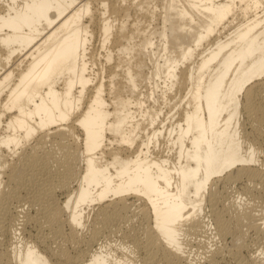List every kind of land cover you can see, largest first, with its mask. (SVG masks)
<instances>
[{"label":"bare ground","instance_id":"bare-ground-1","mask_svg":"<svg viewBox=\"0 0 264 264\" xmlns=\"http://www.w3.org/2000/svg\"><path fill=\"white\" fill-rule=\"evenodd\" d=\"M255 199L264 0H0V264H264Z\"/></svg>","mask_w":264,"mask_h":264},{"label":"rangeland","instance_id":"rangeland-1","mask_svg":"<svg viewBox=\"0 0 264 264\" xmlns=\"http://www.w3.org/2000/svg\"><path fill=\"white\" fill-rule=\"evenodd\" d=\"M132 12H133V11H132ZM132 12H131V16L129 17V18H130L129 20H131L132 17H134V15H132V14H134V12H133V13H132ZM143 19H144L143 23H144V22H149V21H150V19L147 18V17H145V18H143ZM146 19H147V20H146ZM153 20H155V19H153ZM153 20H152V21H153ZM156 22H157V21H154V24H156ZM151 23H153V22H151ZM145 25H148V24L146 23ZM96 42H97V40L95 41V44H96ZM239 186H240V187H239ZM239 186H236L237 188L235 187L234 190H239V189L242 187L241 185H239ZM240 190H241V189H240ZM60 197H61V195H60ZM246 197H247V196H245V197L243 196V197H242L243 200H244ZM253 198H254V197H253ZM256 199H257V198H256ZM256 199H255V200H256ZM10 200H11V201H10ZM10 200H9L8 203H7V207H8V205H9L8 208H9L10 212H11V209H13L14 211H16V210H18V209H23V211H24L26 214H33V213H34V211H32V210H35V209H33L34 207H33L32 205H30L29 203L27 204V202H24V201H21V202H20V199H15V200H14V199H10ZM245 200L247 201V200H248V197H247ZM260 200H261V199H260ZM260 200H259V199L256 200V202L258 203V205H259V204H262V203H263L262 205H264V201L261 200V202H260ZM14 201H15V202H14ZM18 201H19V202H18ZM225 202H226V203H225ZM19 203H22V204L19 205ZM23 203H24V205H23ZM224 203L227 204V201L225 200ZM10 204H11V206H10ZM12 205H13V206H12ZM18 205H19V207H18ZM21 205H22L24 208H23V207L21 208ZM262 205H261V206H262ZM10 207H11V208H10ZM13 207H14V208H13ZM32 207H33V208H32ZM28 208H29V209H28ZM25 210H26V211H25ZM28 211H29V212H28ZM25 213H24V214H25ZM20 215H22V214H20ZM90 217H91V216H90ZM124 222H125V221H124ZM124 222H123V220L121 221L122 224H123ZM131 222H132L131 225H132V227L135 229V231H136V232L138 231V232H137V233H139L138 236L141 235V234H140V231H141V230H138V228H137V227H140V222H139L137 219H136V220L134 219V220H132ZM133 222H135V223H133ZM126 223H127V225H126ZM126 223L123 224V227L129 226V225H128L129 222H126ZM138 223H139V224H138ZM28 225H29V226H28ZM28 225H26V227H24L25 229L21 230L22 237H25V236H26L25 238H27V236H28V238H29L30 236L33 237V235L37 233V232L35 231L36 228H35V226H34L33 223L28 224ZM30 225H32V227H30ZM124 225H125V226H124ZM136 226H137V227H136ZM141 226H142V224H141ZM34 229H35V230H34ZM24 230H25V231L27 230L28 233H27V231L25 232ZM34 231H35V233H34ZM30 232H31V233H30ZM33 233H34V234H33ZM24 234H26V235H24ZM140 237H141V236H140ZM192 237H193V238H192ZM197 237H198V238H197ZM6 238H7V239H6ZM114 238H115V239H114ZM114 238H112V241H110V243H112V242L114 243V242H115V244H119V245H120V243H119V241H118V240H119V237L116 236V237H114ZM4 239H5V240H4ZM4 239H3V241H5L6 244H9L10 239H8V237H5V236H4ZM113 239H114L115 241H114ZM188 239H189V240H192V241H189L190 244H191V245H190V246H191L190 248H191L192 250L198 248V247L196 248V245H197V242H198L197 240L202 241V238H201V237H199V236H194V235H192L191 238L189 237ZM7 240H9V241H7ZM101 241H104V240H101ZM205 241H206V240H205ZM116 242H117V243H116ZM192 242H193V243H192ZM113 243H112V244H113ZM198 243H200V242H198ZM210 243H211V244H210ZM210 243H208V244H209L210 246H212V242H210ZM192 244H193L194 246H193ZM192 246H193V247H192ZM252 246L255 247L256 245H252ZM254 247H252V249H253ZM72 249H73V248H71V250H72ZM198 249H199V248H198ZM198 249H197V252H198ZM203 250H204V249H203ZM73 251H74V249H73ZM140 251H141V252H140ZM140 251H139V250H136V251H134V253H135L137 256L140 257V256L143 255L142 253H143L144 250L141 249ZM136 252H137L138 254H137ZM199 253H200V255H202V249H199Z\"/></svg>","mask_w":264,"mask_h":264}]
</instances>
